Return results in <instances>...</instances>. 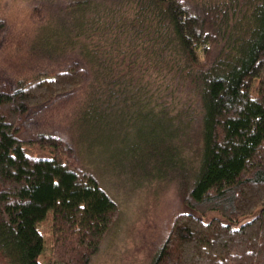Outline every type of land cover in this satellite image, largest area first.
<instances>
[{
    "label": "trees",
    "instance_id": "16d2710c",
    "mask_svg": "<svg viewBox=\"0 0 264 264\" xmlns=\"http://www.w3.org/2000/svg\"><path fill=\"white\" fill-rule=\"evenodd\" d=\"M32 1L25 39L0 17L6 264H45L49 217L53 264H91L109 174L183 196L145 264H264V0Z\"/></svg>",
    "mask_w": 264,
    "mask_h": 264
},
{
    "label": "rangeland",
    "instance_id": "374dc122",
    "mask_svg": "<svg viewBox=\"0 0 264 264\" xmlns=\"http://www.w3.org/2000/svg\"><path fill=\"white\" fill-rule=\"evenodd\" d=\"M32 4V0H0V17L7 18L13 25V43L27 36L19 25ZM10 49L12 47L3 52ZM182 148L186 158L190 159L199 147ZM108 182L110 195L119 207L120 226L100 254L93 257L91 264H145L167 236L174 218L188 211L183 196L176 185L164 181L129 187L124 176L115 178L109 174ZM50 223L51 217L40 227L45 239V253L41 260L45 264H53L60 257ZM0 264H6L1 256Z\"/></svg>",
    "mask_w": 264,
    "mask_h": 264
}]
</instances>
